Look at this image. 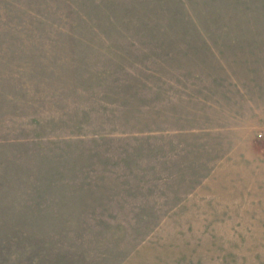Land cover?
Listing matches in <instances>:
<instances>
[{
    "label": "rangeland",
    "instance_id": "374dc122",
    "mask_svg": "<svg viewBox=\"0 0 264 264\" xmlns=\"http://www.w3.org/2000/svg\"><path fill=\"white\" fill-rule=\"evenodd\" d=\"M0 228V264H264V0H0Z\"/></svg>",
    "mask_w": 264,
    "mask_h": 264
},
{
    "label": "trees",
    "instance_id": "16d2710c",
    "mask_svg": "<svg viewBox=\"0 0 264 264\" xmlns=\"http://www.w3.org/2000/svg\"><path fill=\"white\" fill-rule=\"evenodd\" d=\"M27 232H21L20 230L17 232V230H15V228H12L8 234H6V232L4 233V230H1L0 228V240L3 241L4 243L6 242H23V240L25 242H23V244H25L26 248H30V246L27 244L30 241V238L26 235ZM32 255V254H31ZM19 256V254H18ZM34 256H36L35 260L33 259L32 261H27L24 260L23 262L19 263V264H40L41 259H42V255L39 254V252L36 251V253L34 254ZM34 256L32 258H34ZM31 258V259H32Z\"/></svg>",
    "mask_w": 264,
    "mask_h": 264
}]
</instances>
